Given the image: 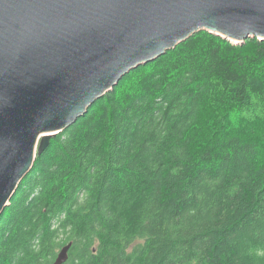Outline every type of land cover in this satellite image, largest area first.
Returning <instances> with one entry per match:
<instances>
[{
  "label": "trees",
  "instance_id": "trees-1",
  "mask_svg": "<svg viewBox=\"0 0 264 264\" xmlns=\"http://www.w3.org/2000/svg\"><path fill=\"white\" fill-rule=\"evenodd\" d=\"M264 264V41L200 31L36 155L0 264Z\"/></svg>",
  "mask_w": 264,
  "mask_h": 264
},
{
  "label": "water",
  "instance_id": "water-1",
  "mask_svg": "<svg viewBox=\"0 0 264 264\" xmlns=\"http://www.w3.org/2000/svg\"><path fill=\"white\" fill-rule=\"evenodd\" d=\"M200 31L264 41V0H0V215L52 137Z\"/></svg>",
  "mask_w": 264,
  "mask_h": 264
},
{
  "label": "rangeland",
  "instance_id": "rangeland-1",
  "mask_svg": "<svg viewBox=\"0 0 264 264\" xmlns=\"http://www.w3.org/2000/svg\"><path fill=\"white\" fill-rule=\"evenodd\" d=\"M58 252H59V250H58Z\"/></svg>",
  "mask_w": 264,
  "mask_h": 264
},
{
  "label": "bare ground",
  "instance_id": "bare-ground-1",
  "mask_svg": "<svg viewBox=\"0 0 264 264\" xmlns=\"http://www.w3.org/2000/svg\"><path fill=\"white\" fill-rule=\"evenodd\" d=\"M158 59V58H157Z\"/></svg>",
  "mask_w": 264,
  "mask_h": 264
}]
</instances>
